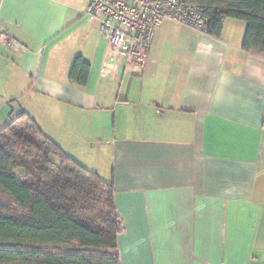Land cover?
Returning a JSON list of instances; mask_svg holds the SVG:
<instances>
[{
    "label": "crops",
    "instance_id": "obj_1",
    "mask_svg": "<svg viewBox=\"0 0 264 264\" xmlns=\"http://www.w3.org/2000/svg\"><path fill=\"white\" fill-rule=\"evenodd\" d=\"M85 0H0V128L26 112L64 153L114 187L119 264H264V58L177 22L140 71L117 62ZM86 82L69 80L75 56Z\"/></svg>",
    "mask_w": 264,
    "mask_h": 264
},
{
    "label": "trees",
    "instance_id": "obj_2",
    "mask_svg": "<svg viewBox=\"0 0 264 264\" xmlns=\"http://www.w3.org/2000/svg\"><path fill=\"white\" fill-rule=\"evenodd\" d=\"M183 1L203 11L216 37L224 19L244 21L242 50L264 58V0ZM88 70L75 56L69 80L84 85ZM121 230L111 182L64 153L26 112L0 128V264H119Z\"/></svg>",
    "mask_w": 264,
    "mask_h": 264
},
{
    "label": "built area",
    "instance_id": "obj_3",
    "mask_svg": "<svg viewBox=\"0 0 264 264\" xmlns=\"http://www.w3.org/2000/svg\"><path fill=\"white\" fill-rule=\"evenodd\" d=\"M83 15L96 23L107 48L101 73L124 60L125 67L140 71L147 62L155 29L165 20L209 34L212 22L194 4L183 0H85ZM0 44L23 50L16 39L0 31Z\"/></svg>",
    "mask_w": 264,
    "mask_h": 264
},
{
    "label": "rangeland",
    "instance_id": "obj_4",
    "mask_svg": "<svg viewBox=\"0 0 264 264\" xmlns=\"http://www.w3.org/2000/svg\"><path fill=\"white\" fill-rule=\"evenodd\" d=\"M22 172V170L21 169H17L16 170V174H19V173H21ZM40 248H42L43 249V247H40Z\"/></svg>",
    "mask_w": 264,
    "mask_h": 264
}]
</instances>
